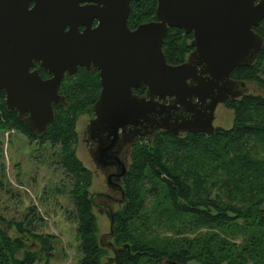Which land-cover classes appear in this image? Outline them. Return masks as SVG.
Listing matches in <instances>:
<instances>
[{"label":"water","instance_id":"1","mask_svg":"<svg viewBox=\"0 0 264 264\" xmlns=\"http://www.w3.org/2000/svg\"><path fill=\"white\" fill-rule=\"evenodd\" d=\"M139 1L0 0V93L7 111L40 138L54 125L53 105L65 106L59 94L65 76L97 71L100 94L87 133L97 167L120 168L106 177L120 203L126 202L124 154L133 141L156 131L212 135L216 108L247 95L249 84L233 81L232 73L252 66L264 46L254 32L264 0H157L155 21L131 31V3ZM172 28L192 35L193 52L179 66L163 54ZM36 64L51 77L43 79ZM142 86L146 94L139 97L133 92ZM106 248L115 263L119 249Z\"/></svg>","mask_w":264,"mask_h":264},{"label":"trees","instance_id":"2","mask_svg":"<svg viewBox=\"0 0 264 264\" xmlns=\"http://www.w3.org/2000/svg\"><path fill=\"white\" fill-rule=\"evenodd\" d=\"M156 8L157 0L131 3L128 28L134 30L141 24L155 21ZM254 32L264 42V19ZM191 40L192 35H185L182 30H169L163 44L168 65L179 66L186 62L193 52L186 41ZM263 67L264 46L256 62L235 69L231 79L264 88ZM35 69L43 79L49 76L39 64ZM145 92L144 86L134 90L139 97ZM59 94L67 102L74 104L77 99L87 100L93 106L100 94L98 72L79 68L75 76L65 77ZM224 105L235 117L229 131L216 129L210 136L186 134L182 138L156 132L151 147L140 143L143 139L136 141L132 167L124 178L125 214L114 216L115 244L119 247L116 264H188L190 261L198 264H264V158L255 157L264 152V98L245 95L238 100H228ZM53 110L54 125L40 140L52 145L62 144L66 149L62 164L75 181L72 197L77 209L80 264H101L102 247L98 244L88 195L91 174L74 153L67 150L70 144H76L73 120L59 105L54 104ZM3 129L16 130L29 140H36L17 112L7 111L2 91L0 130ZM147 184L149 188H146ZM146 199L156 201V212L164 215L150 222L152 225L155 221L157 238L160 231H171L169 227L174 225L183 227L185 233L197 234L196 238L178 242L166 238L144 243L142 238L136 237L135 241L126 228L142 209L144 213L150 210L151 206L145 208ZM149 221V217L142 220L144 230L151 229ZM205 231L213 233L202 234ZM25 233L19 225L18 235L23 237ZM229 237H236L240 244L230 243ZM20 238L11 239L0 230V264L36 263L32 255L16 259L17 252L24 247Z\"/></svg>","mask_w":264,"mask_h":264},{"label":"rangeland","instance_id":"3","mask_svg":"<svg viewBox=\"0 0 264 264\" xmlns=\"http://www.w3.org/2000/svg\"><path fill=\"white\" fill-rule=\"evenodd\" d=\"M191 41L186 43L190 45ZM261 80L264 81V67ZM246 92L247 95L264 98V88L260 85L250 84ZM62 97L65 99V106H59L63 113L73 120L76 136V144H70L67 150L69 153H74L82 167L91 174L88 195L90 201L92 195L98 196L93 199L91 205L98 244L102 238L101 264H109L114 254L110 248H106L107 245L110 243L116 249L119 247L115 244L114 234L112 237L109 236L108 210H112L114 216L120 213L124 215L127 204L120 203V196L113 194L107 186L106 177L112 171H102L92 157L94 142L89 141L87 129L94 120L95 104L90 106L87 100L81 102L78 99L73 104L67 102L64 96ZM234 119L233 111L227 109L224 104L218 106L214 114V132L216 129L231 130ZM154 135L150 138L136 139H143L140 143H146L148 147H151ZM175 135L181 138L185 136V134ZM40 139L41 137L31 141L16 130H0V230L11 239L21 237L24 247L17 252V260H22L26 255H32L36 258L35 264H80L82 254L78 235L77 209L72 197L75 181L62 164L66 149L62 144L42 143ZM135 140L124 154L126 174L121 180L123 189L124 178L132 167ZM255 157L264 158V152H260ZM149 187L150 185L147 184L146 188ZM101 195H110L113 200L99 197ZM156 203L152 199H146L145 208L148 209L151 206L150 210H145L146 213H144L142 209L138 217L128 223L127 233L135 241L136 237L142 238L144 243L166 238L177 242L196 238L197 234L185 233V229L177 225L169 227L171 231H160L157 238L155 232L158 229H155V221L152 225L150 222L164 215L156 212ZM158 213L160 214L156 216ZM145 217L150 218L148 225H151L149 226L151 229L142 228V220ZM19 225L26 231L23 237L18 235ZM10 233L12 234L9 235ZM210 233L213 232L205 231L202 234ZM227 240L230 243L240 244L236 241V237H229ZM188 264L198 263L190 261Z\"/></svg>","mask_w":264,"mask_h":264},{"label":"flooded vegetation","instance_id":"4","mask_svg":"<svg viewBox=\"0 0 264 264\" xmlns=\"http://www.w3.org/2000/svg\"><path fill=\"white\" fill-rule=\"evenodd\" d=\"M97 27V23L96 22H94L93 24H92V29H95ZM84 31V27H79V32L81 33V32H83ZM131 31H133V30H131ZM46 72V71H45ZM47 73V72H46ZM47 75H49L48 73H47ZM51 76L49 75V76H46L44 79H48V78H50ZM134 93V92H133ZM145 94H146V92H145ZM145 96V95H144ZM136 141H137V139L135 140V142L134 143H136ZM126 150H128V149H126ZM127 152V151H126ZM117 169H119L120 170V168H117ZM117 169L116 168H114V169H110L109 170V172L110 171H112L114 174H116V172H117ZM112 172H110V173H112ZM109 264H116V262L115 263H109Z\"/></svg>","mask_w":264,"mask_h":264}]
</instances>
